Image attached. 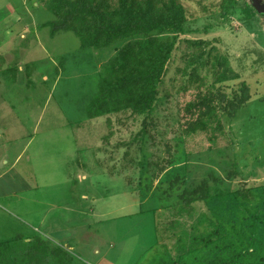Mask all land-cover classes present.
<instances>
[{
	"label": "rangeland",
	"instance_id": "374dc122",
	"mask_svg": "<svg viewBox=\"0 0 264 264\" xmlns=\"http://www.w3.org/2000/svg\"><path fill=\"white\" fill-rule=\"evenodd\" d=\"M172 2L182 25L162 28ZM253 6L0 0V264L61 257L67 230L69 264H98L88 251L102 243L101 264H264V12ZM159 41L172 54L143 108ZM224 56L241 79L220 82ZM242 82L251 99L223 132L189 131L192 104ZM213 224L227 246H192Z\"/></svg>",
	"mask_w": 264,
	"mask_h": 264
},
{
	"label": "trees",
	"instance_id": "16d2710c",
	"mask_svg": "<svg viewBox=\"0 0 264 264\" xmlns=\"http://www.w3.org/2000/svg\"><path fill=\"white\" fill-rule=\"evenodd\" d=\"M235 6L236 4L233 1L226 11L228 12V11L233 10ZM253 9L256 10L257 13H263L264 5L260 9H256V8H253ZM177 10H178L177 5L174 2H172L171 4H163V6L161 7V16L163 19V22L161 25L162 28L166 26H172V25L175 27L182 25V23L178 19ZM152 28L153 26L149 25V29L151 31H152ZM159 44L160 46L158 48L157 55L154 58V61L157 62L158 69L154 72L153 76L148 77V80H151L149 85H151L154 88V92L150 94L148 97H146L144 100H142V102H140L143 108L151 105L153 101L156 99L158 95L156 88L159 83V80H157V78H161L160 75L162 74L164 68L166 67L167 59L170 58L172 54L173 45L171 43H164V42L160 43L159 41ZM196 44L197 46H200L199 42ZM203 57L204 56L201 55L200 57L196 58L194 62L202 63ZM219 63H221L222 66L225 67V70L223 72L225 77L224 79L220 81L221 83H224L225 81L228 82L232 80L241 79L240 74L233 69L227 57L225 56L222 57L219 60ZM140 84H142L143 86H146L147 83L142 81ZM233 93L234 94L230 96L225 91H219V93H215V94L211 92L210 95L206 94L202 98V100L198 102V104H192L189 107V112L191 114H198L197 112L200 109V113L198 114V117L196 119H194L193 121L189 123V131L192 133H197L200 130H208V129L213 128L216 132H223L224 131V125H223L224 116L235 117L236 113L240 111L251 99L250 87L246 83L242 82L240 90L238 91L235 90L233 91ZM213 225L215 229L212 232H209L205 235L200 234V235L194 236L191 245L195 247L201 246V245H207L213 242L215 239L219 241L217 243V247L222 248V247L227 246L226 245L227 240L224 238V235L222 234L221 230L218 228L217 225L215 224ZM9 245H11V243L3 244V246L5 247ZM62 254L63 255L61 257H58V258L55 257L59 259L58 264H69L66 258V255L68 253H62ZM41 258L38 259V261H42ZM31 259L21 260L22 261L21 264H32ZM4 260L5 261L2 264H16L17 256L9 255V256H6ZM225 261L226 260L223 257H204L201 260L202 264H223L225 263ZM162 264H166V263H162ZM175 264H187V263L176 262Z\"/></svg>",
	"mask_w": 264,
	"mask_h": 264
},
{
	"label": "crops",
	"instance_id": "0c3cea01",
	"mask_svg": "<svg viewBox=\"0 0 264 264\" xmlns=\"http://www.w3.org/2000/svg\"><path fill=\"white\" fill-rule=\"evenodd\" d=\"M81 176V178L79 177V179H80V181H88L90 178H87L86 176L84 177V176H82V175H80ZM2 177H4V176H2ZM84 178V179H83ZM85 178H87V180H85ZM82 179V180H81ZM1 180V179H0ZM21 180H23V178H21ZM14 182V180H12V181H10V182H8L7 183V185L8 186H11V184ZM23 183H27L26 181H25V179H24V181H23ZM11 192V191H10ZM10 192H5L6 194H9ZM88 195V194H87ZM89 196V195H88ZM87 197V196H86ZM86 197H85V199H86ZM90 197V196H89ZM26 199H28V198H26ZM90 199V198H89ZM31 200V199H30ZM35 203H38V202H41V198H35V200H33ZM87 201H88V198H87ZM96 201V199L94 198L93 199V202H95ZM100 201V203H102L103 202V199H100L99 200ZM93 202H92V199H91V202H90V200H89V204L90 205H92L93 204ZM21 205H22V203H21ZM89 205V206H90ZM80 207V209H81V205L79 206ZM76 211H80L79 209L78 210H74V212L76 213ZM45 221V219H42V222H44ZM51 228H52V231H53V233H57V234H60V233H62L61 231H66L65 230V228H63V229H61L60 228V226L58 227L57 225H54L53 223H52V225L50 226ZM68 232H66V233H68L69 234V236L68 237H65V238H63L64 240H65V242H62L61 240H59L58 239V244L57 245H59L60 244V246H58V247H56L57 248V250H59V249H63V253H67L66 252V250H65V248H67L68 246H67V244H69L68 243V240H72L73 238H74V236H72V234L74 233V231H70V230H67ZM99 232H100V230H99ZM102 233V235H103V231L101 232ZM8 243V242H7ZM12 245V244H11ZM70 247H71V244L69 245ZM71 248H73V245H72V247ZM87 248H85L84 250H86ZM89 252V257H96V256H99V255H101L102 257H100V260H99V262H98V264L100 263H103V243L102 244H99V245H97V247H96V249L95 250H93V251H91V253H90V251H88ZM92 255H95V256H92ZM95 259V258H94ZM98 261V260H97ZM43 264H58L59 263V259H57V258H44V259H42V261H41ZM110 264H112V263H110Z\"/></svg>",
	"mask_w": 264,
	"mask_h": 264
},
{
	"label": "water",
	"instance_id": "95a60500",
	"mask_svg": "<svg viewBox=\"0 0 264 264\" xmlns=\"http://www.w3.org/2000/svg\"><path fill=\"white\" fill-rule=\"evenodd\" d=\"M251 1L256 9H260L262 7L260 0H251Z\"/></svg>",
	"mask_w": 264,
	"mask_h": 264
}]
</instances>
